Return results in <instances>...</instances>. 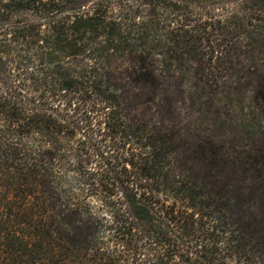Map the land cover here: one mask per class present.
<instances>
[{"label":"trees","instance_id":"obj_1","mask_svg":"<svg viewBox=\"0 0 264 264\" xmlns=\"http://www.w3.org/2000/svg\"><path fill=\"white\" fill-rule=\"evenodd\" d=\"M220 2L0 0V264H264L229 194L264 171V0Z\"/></svg>","mask_w":264,"mask_h":264},{"label":"rangeland","instance_id":"obj_2","mask_svg":"<svg viewBox=\"0 0 264 264\" xmlns=\"http://www.w3.org/2000/svg\"><path fill=\"white\" fill-rule=\"evenodd\" d=\"M224 2L229 3L228 0H222L220 4L217 3L211 7V9L209 10V14L216 16L218 19H222L224 21L226 15H228L227 11L229 10L228 7H223ZM215 6H218V8H215L214 10ZM196 133L199 134L200 132ZM253 134L254 132L251 131V135ZM247 135H249V133ZM257 136L254 135L253 139H257ZM229 164L231 165V163ZM224 171L231 173V167H225ZM248 175L249 176H247V181L246 179L242 180L240 176L237 177V180H229V194L233 197L239 198L241 209L243 210L245 215L252 217V219L263 218L259 223L257 221H254L252 227L256 229H264V202H261V200H259L260 197L264 195L262 189H257V187L260 186V182H262V186H264V179L262 178L264 177V171L261 172V178L253 177L256 176L257 173H251V171L248 173ZM261 214L262 216H259Z\"/></svg>","mask_w":264,"mask_h":264}]
</instances>
